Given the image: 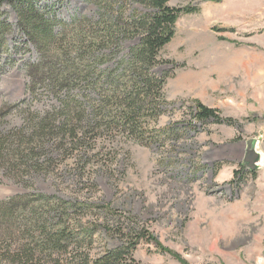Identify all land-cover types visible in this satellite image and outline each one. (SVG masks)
<instances>
[{"label":"rangeland","instance_id":"rangeland-1","mask_svg":"<svg viewBox=\"0 0 264 264\" xmlns=\"http://www.w3.org/2000/svg\"><path fill=\"white\" fill-rule=\"evenodd\" d=\"M15 1L0 0V130H22L25 140L31 119L74 96L85 122L73 135L74 122L63 134L39 132L24 165L14 174L0 168V203L25 197L9 223L17 225L12 250L31 256L0 264H95L119 250L109 264H264V0H170V8L196 10L176 18L161 61L149 67L166 75L161 97L145 99L129 130L95 127L94 109L118 85L127 88L118 87L122 97L134 94L130 54L141 34L122 22L156 9L140 0H28L57 36L40 55L22 35ZM83 19L85 29L61 39ZM93 22L111 27L112 42L86 49L70 68L54 50L72 46L73 31L84 47L97 43L106 29L95 35ZM87 64L96 72L81 79ZM69 72L79 78L61 86ZM196 103L215 119H195ZM109 109L105 117L120 118ZM248 140L260 154L253 172L242 164ZM55 233L63 245L72 239L66 251L43 249Z\"/></svg>","mask_w":264,"mask_h":264},{"label":"trees","instance_id":"trees-1","mask_svg":"<svg viewBox=\"0 0 264 264\" xmlns=\"http://www.w3.org/2000/svg\"><path fill=\"white\" fill-rule=\"evenodd\" d=\"M140 1L145 2L147 7L154 8L156 9V11L152 14L150 12L146 15H141L138 18H132V20L129 19L122 22V26L124 28H127L128 32L141 34L140 45L134 47L132 49V54H130L132 55L130 66L132 64V69H137L135 70L136 80L133 81V78H130L128 83V85H130V87L133 86V88L137 83L135 89L132 91L134 92V94L129 96L122 90L121 93L124 96L122 97L121 94L118 93V87L127 89L125 85L122 84L121 86L118 85V87H116L115 93L113 91L110 97L107 98L106 96H104L99 104V106H101L100 109L102 110L98 112L97 109H94V113H96L97 117H99V122L95 123L97 125L95 127L102 126L106 129L120 128L123 130H129L133 120V123H137V115H139V111L143 108V102L145 101V99L151 96L153 98L152 100H155L159 96L161 97L160 92L165 84L166 75L157 77L149 71V67L161 61L158 53H160L162 49L169 43V41H171L170 39H172L174 35V23L178 15L182 12H194L196 10V8L194 7H185L182 10L170 8L168 5V2L170 0ZM14 9L19 15L17 16L19 18V26L23 30L22 35L25 37L26 42L33 48L35 47L37 52L42 55L43 47H48V42L52 43V41L57 38V36H54L52 34L51 22L46 20L42 13L35 10L34 5L28 0H16L14 2ZM83 21L85 22V20L83 19L79 22L80 24H73L72 27H65L63 29V35H61V39L64 37V31H69L73 27L76 28L78 25H82ZM104 23L106 22H93L91 26H87V28L94 29L95 35L101 30L104 31L106 29V33L103 36L96 37V41H98L97 43L89 42L86 43L87 46L84 47L85 44L82 42L84 36H81V32L78 33L77 31H73L75 33V41L73 42V45L66 46L63 52L54 50L58 53L57 56L61 55L63 57V55H65V57L67 58L65 60L67 65H69L70 68H74L76 64H80L81 59H83L84 57H88V52L86 51V49L93 50L96 48H101L106 46L109 42H112L113 34L111 33V35H109L108 33V30L111 31V27H106L105 29H103V27L101 26ZM83 29H85L84 26ZM39 63H32L30 67H38ZM49 65L50 64L46 63L45 66L49 67ZM91 67V64H87L84 69V75H81L82 72H77V70L76 74L78 73L79 75H81V79H85L89 74H94L95 70ZM70 75V72L68 73V76L67 74L64 75V79L66 80L63 79L61 86H63V84L68 85V83L72 84L79 78H76L73 75L72 78ZM68 78H71L70 82L67 80ZM109 79H107L108 86L109 84H113L111 83V81H109ZM64 89L68 91L71 90L72 87ZM122 104L123 110H121ZM108 106H110L109 114H111V110L115 111L116 114L120 115V118L112 114L105 117L103 112H106L105 109H107ZM136 106L138 107L136 108ZM195 108L196 111L194 113V117L195 119L200 121V123H205L210 119H215L216 117V113L213 108L211 109L198 103L195 104ZM55 109H57V111H54L53 113H47L40 119L33 118L28 122L30 126H35V130L33 134L25 140H23V138H25V134L22 130H17L15 132H4L0 130V168H5L8 171L7 172L4 169L7 173L14 174L13 169H17L24 165V161L28 160L31 156L32 141L39 132L43 133L44 131H53V129H55L60 130L61 134H63L67 127L70 126L69 124L74 122V126L71 129V135L79 133V126L83 127L82 125L85 122V115L83 111L84 109L81 107V103L77 99V96H74L73 98L67 97L66 100L61 101L60 107ZM103 109L105 111H103ZM112 116L114 117L111 119ZM63 117V121H60V119H62ZM66 133L70 135V132ZM242 169L243 168H241V170ZM238 171H234L233 175H236ZM249 174L253 175V173ZM24 199L25 197L17 195L0 203V227H4L5 232L7 230L6 234H0V258L8 257L10 259H14L15 257L18 258L19 256L31 258V256L27 255V252H25L22 248H19L16 251L12 250L15 248H12L14 240H11V237L13 235V232H11V230L12 228H16L17 225H11L9 223L11 221H14V214L16 210L24 207ZM48 199L51 200L52 198ZM64 225L65 224L63 223V226ZM64 232L65 231H63L62 233ZM62 233L58 235H56L55 233L53 236L52 234H49L46 244L42 245L43 249H45V251L51 252H55V249H57L58 252L66 251V245L72 239L66 240L68 238L66 237L65 245H63V241H60V238L63 235ZM57 240H59L58 243L55 242ZM35 242L41 245L42 241L40 243H38L37 241ZM120 254V250L118 252L114 251L109 255L112 257L104 258L101 261L96 262L95 264H109ZM48 256L51 257V254L49 253ZM83 264L90 263H88L87 261L83 262Z\"/></svg>","mask_w":264,"mask_h":264},{"label":"water","instance_id":"water-1","mask_svg":"<svg viewBox=\"0 0 264 264\" xmlns=\"http://www.w3.org/2000/svg\"><path fill=\"white\" fill-rule=\"evenodd\" d=\"M259 161L260 154L255 150V140H248L246 143V149L242 164L247 168L248 171L253 172L255 169H257ZM243 165H241V167L244 168Z\"/></svg>","mask_w":264,"mask_h":264}]
</instances>
